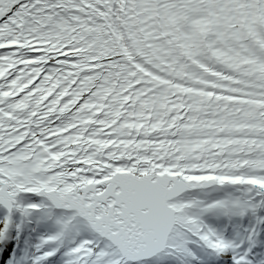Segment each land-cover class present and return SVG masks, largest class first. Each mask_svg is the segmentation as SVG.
I'll return each mask as SVG.
<instances>
[{"label": "snow or ice", "instance_id": "1", "mask_svg": "<svg viewBox=\"0 0 264 264\" xmlns=\"http://www.w3.org/2000/svg\"><path fill=\"white\" fill-rule=\"evenodd\" d=\"M2 264H264V0H0Z\"/></svg>", "mask_w": 264, "mask_h": 264}]
</instances>
